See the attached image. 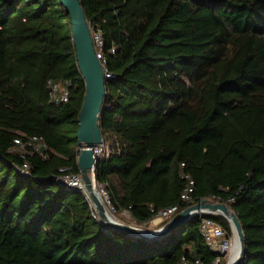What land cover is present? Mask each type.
<instances>
[{
	"label": "trees",
	"instance_id": "obj_1",
	"mask_svg": "<svg viewBox=\"0 0 264 264\" xmlns=\"http://www.w3.org/2000/svg\"><path fill=\"white\" fill-rule=\"evenodd\" d=\"M80 2L112 74L97 183L148 225L165 207L191 204L180 198L189 173L194 203L223 201L240 216L241 264H264V0ZM50 80L68 85L67 101L52 99ZM86 91L63 2L0 0V264H212L201 217L232 235L224 215H195L145 240L103 224L82 189L60 183L81 173ZM35 135L43 146L12 150Z\"/></svg>",
	"mask_w": 264,
	"mask_h": 264
},
{
	"label": "water",
	"instance_id": "obj_2",
	"mask_svg": "<svg viewBox=\"0 0 264 264\" xmlns=\"http://www.w3.org/2000/svg\"><path fill=\"white\" fill-rule=\"evenodd\" d=\"M61 2L66 6L72 19V35L75 40L78 65L87 85L76 134L78 135L77 148L80 152L78 164L83 175L84 188L88 192L89 198L93 202L103 224L145 240H154L168 235L176 226L185 223L189 218L199 213L221 214L230 222L234 234L238 235L241 250L234 264H241L246 252V233L240 216L226 202L213 201L203 197L201 201L190 204L187 208L174 214L167 224L154 230H145L131 223L118 221L110 216L105 203L94 192V188H96L95 172L99 161L95 148L104 143L101 115L107 90L105 83L108 76L95 50L94 36L88 18H86L83 3L80 0H61Z\"/></svg>",
	"mask_w": 264,
	"mask_h": 264
},
{
	"label": "built area",
	"instance_id": "obj_3",
	"mask_svg": "<svg viewBox=\"0 0 264 264\" xmlns=\"http://www.w3.org/2000/svg\"><path fill=\"white\" fill-rule=\"evenodd\" d=\"M93 36H94L95 50L97 51L98 58L101 59V62L103 64L105 61L104 53L102 51V47L104 44L103 36L100 34V32L99 33L94 32ZM105 70H106V75L108 77H111L112 74L109 73L106 68ZM49 84L51 86V97L54 101L56 102L67 101L69 97L68 85H60L58 82H54L52 80H50ZM44 144L45 143H44L42 136L35 135L27 139L18 137L14 141V146L12 147V150H16L17 152L22 153V155L25 157V154L28 153L31 147L36 146L39 148L40 146H43ZM95 151L97 152L99 159L107 156L109 153V151H107V146L105 143L96 147ZM28 169H29L28 162L25 161L22 167L20 168V170H22L25 173H28L29 172ZM183 176L185 179H187L186 181L187 183H186L185 188L180 194V198L186 202L193 204L194 203L193 193L195 192V182L189 173H186ZM58 179L60 183L64 185H67L69 187L70 186L77 187V188L82 189L85 192V188H84L85 185L83 182L82 173L64 174L60 176ZM95 185H96L98 192L101 195L102 201H104L107 207V211L109 214L110 213L116 214L120 212L129 213L127 210L121 211L118 209L117 205L111 200V196H110V193H109V190L106 184L97 183L96 181ZM214 198H218V197H214ZM234 201L235 199L231 197L230 202H234ZM178 208H179V205L177 204L170 205L169 207H165L158 211V213L156 214V217L162 220H168L178 210ZM96 213H98L97 210H96ZM96 213L93 214L94 217H97ZM206 213L208 212L199 213L198 215L202 216ZM200 232H202L204 240L208 244L209 248H211L212 251L218 253L217 258L214 260L212 264H217L218 262L221 261L222 257H224L225 255L231 252L233 236L229 233V231L225 229V227L221 223L216 221L214 218L207 216V215L202 216L201 222H200ZM179 264H205V263L199 258H196V259L183 258Z\"/></svg>",
	"mask_w": 264,
	"mask_h": 264
},
{
	"label": "rangeland",
	"instance_id": "obj_4",
	"mask_svg": "<svg viewBox=\"0 0 264 264\" xmlns=\"http://www.w3.org/2000/svg\"><path fill=\"white\" fill-rule=\"evenodd\" d=\"M107 151H109V148L107 147ZM110 152V151H109ZM85 193L88 195V192L85 190ZM89 197V195H88ZM93 203V202H92ZM94 205V204H93ZM111 217L118 220V221H123V222H127V223H131L135 226H139L140 228L142 229H145V230H154V229H158L161 226V224L165 221V220H162L158 217H155L154 220H152L148 225H141V224H138L136 222H134L132 220V218L130 217V214L127 213V212H120V213H110ZM232 236H233V239L235 237V234L234 232L232 233ZM231 252L228 253L227 255L224 256V258L218 262L217 264H227L230 260V257H231Z\"/></svg>",
	"mask_w": 264,
	"mask_h": 264
},
{
	"label": "bare ground",
	"instance_id": "obj_5",
	"mask_svg": "<svg viewBox=\"0 0 264 264\" xmlns=\"http://www.w3.org/2000/svg\"><path fill=\"white\" fill-rule=\"evenodd\" d=\"M94 192L99 197V199L102 201L101 195L98 192L97 188H94ZM231 248H232L231 249L232 254H231V257H230L228 264H234L238 258L239 253H240L241 248H240V242H239L238 235H235Z\"/></svg>",
	"mask_w": 264,
	"mask_h": 264
}]
</instances>
